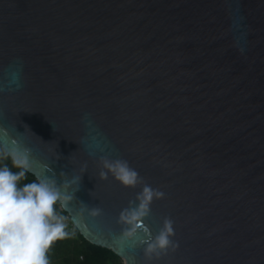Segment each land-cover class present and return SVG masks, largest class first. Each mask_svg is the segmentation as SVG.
I'll return each mask as SVG.
<instances>
[{
    "label": "water",
    "instance_id": "water-1",
    "mask_svg": "<svg viewBox=\"0 0 264 264\" xmlns=\"http://www.w3.org/2000/svg\"><path fill=\"white\" fill-rule=\"evenodd\" d=\"M0 144L124 264H264V0H0ZM145 184L164 195L127 238ZM166 218L177 247L149 257Z\"/></svg>",
    "mask_w": 264,
    "mask_h": 264
},
{
    "label": "clouds",
    "instance_id": "clouds-1",
    "mask_svg": "<svg viewBox=\"0 0 264 264\" xmlns=\"http://www.w3.org/2000/svg\"><path fill=\"white\" fill-rule=\"evenodd\" d=\"M0 157L9 158L12 167L18 169L12 171L7 165H0V264H49L47 253L52 243L68 235L63 218L57 215L54 206L66 201L68 196L47 175L46 165L41 166L45 169L44 175L34 173L31 182L21 183L33 167L27 149L0 146ZM101 168V177L111 173L126 186L137 183L138 173L126 160L101 157ZM62 183L67 189L77 181L73 178ZM163 195L150 185L143 186L135 201H130L129 207L120 213V220L128 226L123 233L125 237H135L150 213L152 200ZM97 211L94 209L93 214ZM144 231L147 235L150 230ZM173 234L172 221L166 218L155 236L142 241L145 254L158 257L169 249L174 250L177 243L171 238Z\"/></svg>",
    "mask_w": 264,
    "mask_h": 264
},
{
    "label": "trees",
    "instance_id": "trees-1",
    "mask_svg": "<svg viewBox=\"0 0 264 264\" xmlns=\"http://www.w3.org/2000/svg\"><path fill=\"white\" fill-rule=\"evenodd\" d=\"M0 165H7L12 171H18L12 167L11 160L7 157H0ZM33 178V174L29 172L21 183L31 182ZM54 207L57 215L73 224L60 201ZM65 231L68 235L55 240L47 253L49 264H124L123 259L111 249L88 241L75 225L73 231L69 232L66 228Z\"/></svg>",
    "mask_w": 264,
    "mask_h": 264
},
{
    "label": "built area",
    "instance_id": "built-area-1",
    "mask_svg": "<svg viewBox=\"0 0 264 264\" xmlns=\"http://www.w3.org/2000/svg\"><path fill=\"white\" fill-rule=\"evenodd\" d=\"M70 216V215H69ZM64 221V223H65V225H66V230L67 231H73V229H74V225L71 223V222H69V221H65V220H63Z\"/></svg>",
    "mask_w": 264,
    "mask_h": 264
}]
</instances>
